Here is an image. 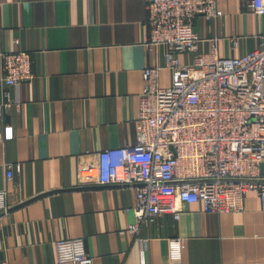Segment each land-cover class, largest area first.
Listing matches in <instances>:
<instances>
[{
	"label": "crops",
	"instance_id": "obj_1",
	"mask_svg": "<svg viewBox=\"0 0 264 264\" xmlns=\"http://www.w3.org/2000/svg\"><path fill=\"white\" fill-rule=\"evenodd\" d=\"M247 1L217 0L218 19L197 18L198 53L180 54L181 63L208 53L214 38L220 58L254 50L261 25ZM145 18V0H0V75L1 54L11 51L29 52L34 74L0 89V190L8 205L0 212V261L57 264V241L83 239L93 264H173L168 240L182 237L175 264H264V210L255 192L241 211L184 205L133 236L135 217L126 209L134 190L79 179L99 152L137 142L143 69L164 62L163 49L156 55L145 46ZM170 77L162 71L161 85Z\"/></svg>",
	"mask_w": 264,
	"mask_h": 264
},
{
	"label": "built area",
	"instance_id": "obj_2",
	"mask_svg": "<svg viewBox=\"0 0 264 264\" xmlns=\"http://www.w3.org/2000/svg\"><path fill=\"white\" fill-rule=\"evenodd\" d=\"M145 1V46L156 55L163 49L164 62L143 69L137 142L99 152L94 165L79 169V179L134 190V203L126 209L135 217L128 227L133 236L155 216H178L184 205L200 203L209 214L241 211L249 192L259 196L264 210V0L247 1L261 25L254 50L220 58L214 38L210 51L188 65L179 55L198 53L202 40L194 23L199 17L218 19L217 0ZM228 42L238 45L237 37ZM1 60L0 89L34 77L29 52L3 53ZM164 70L171 72L167 86L160 83ZM5 97L9 104L10 94ZM12 177L8 167L7 180ZM6 196L0 190L3 213ZM168 243L170 263L180 262L184 238ZM56 253L57 264H93L83 239L57 241Z\"/></svg>",
	"mask_w": 264,
	"mask_h": 264
},
{
	"label": "water",
	"instance_id": "obj_3",
	"mask_svg": "<svg viewBox=\"0 0 264 264\" xmlns=\"http://www.w3.org/2000/svg\"><path fill=\"white\" fill-rule=\"evenodd\" d=\"M262 167H263V166H262ZM262 167H261V168H262Z\"/></svg>",
	"mask_w": 264,
	"mask_h": 264
}]
</instances>
